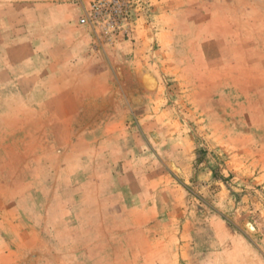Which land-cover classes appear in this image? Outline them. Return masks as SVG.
I'll list each match as a JSON object with an SVG mask.
<instances>
[{
    "label": "rangeland",
    "instance_id": "374dc122",
    "mask_svg": "<svg viewBox=\"0 0 264 264\" xmlns=\"http://www.w3.org/2000/svg\"><path fill=\"white\" fill-rule=\"evenodd\" d=\"M0 0V264H264V0Z\"/></svg>",
    "mask_w": 264,
    "mask_h": 264
},
{
    "label": "built area",
    "instance_id": "2783aa9c",
    "mask_svg": "<svg viewBox=\"0 0 264 264\" xmlns=\"http://www.w3.org/2000/svg\"><path fill=\"white\" fill-rule=\"evenodd\" d=\"M89 10L87 9V15L85 18H82L81 21L85 23L86 21L92 19V14L94 16H98L100 12H103V9L105 8V0H89Z\"/></svg>",
    "mask_w": 264,
    "mask_h": 264
}]
</instances>
